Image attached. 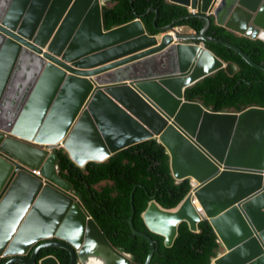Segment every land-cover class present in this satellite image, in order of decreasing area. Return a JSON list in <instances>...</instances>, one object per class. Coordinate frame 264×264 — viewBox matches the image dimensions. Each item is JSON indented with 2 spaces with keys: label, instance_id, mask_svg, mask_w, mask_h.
<instances>
[{
  "label": "water",
  "instance_id": "obj_1",
  "mask_svg": "<svg viewBox=\"0 0 264 264\" xmlns=\"http://www.w3.org/2000/svg\"><path fill=\"white\" fill-rule=\"evenodd\" d=\"M108 1L0 0V259L60 264L39 260L55 248L70 264H132L60 177L56 151L85 169L156 139L175 180H191L193 189L174 211L152 203L148 230L172 248L181 224L197 233L208 221L222 249L212 264H264V108L213 112L185 98L225 67L207 43L264 73L209 34L213 20L264 41V0H168L207 24L186 32L179 18L157 35L140 19L105 30ZM131 205L129 225L150 244L151 264L156 243L135 229L133 195Z\"/></svg>",
  "mask_w": 264,
  "mask_h": 264
},
{
  "label": "trees",
  "instance_id": "obj_2",
  "mask_svg": "<svg viewBox=\"0 0 264 264\" xmlns=\"http://www.w3.org/2000/svg\"><path fill=\"white\" fill-rule=\"evenodd\" d=\"M187 7L168 0H109L103 7L105 30H111L140 19L150 35L160 33L183 18L178 27L196 32L207 21L203 17L186 18ZM156 22V23H155ZM209 34L239 47L252 61L264 67V41L237 35L212 20ZM207 48L225 63V67L200 80L186 90L187 101L199 102L213 112H242L249 107L264 108V73L249 65L236 51L218 43ZM60 177L73 186V191L98 224L112 246L132 257V264H146L150 244L137 237L134 226L156 243L151 264H212L222 252L218 239L208 221L199 224L194 233L186 223L179 227L172 248L165 239L152 234L143 219L152 203L167 211L176 210L192 192L191 180L177 182L171 171V159L165 147L153 139L113 156L105 163H90L79 168L63 150H57ZM56 258L60 264H70V255L60 249L42 252L39 260ZM9 259L0 260L5 264Z\"/></svg>",
  "mask_w": 264,
  "mask_h": 264
},
{
  "label": "built area",
  "instance_id": "obj_3",
  "mask_svg": "<svg viewBox=\"0 0 264 264\" xmlns=\"http://www.w3.org/2000/svg\"><path fill=\"white\" fill-rule=\"evenodd\" d=\"M190 12H191V13H196L195 10H190ZM178 29H179V30H183L184 28H183V27H178ZM60 149H63V148H60ZM60 149H59V150H60ZM34 173H35V175L40 176V173H39V172H34ZM195 206L199 207L198 204H196Z\"/></svg>",
  "mask_w": 264,
  "mask_h": 264
},
{
  "label": "flooded vegetation",
  "instance_id": "obj_4",
  "mask_svg": "<svg viewBox=\"0 0 264 264\" xmlns=\"http://www.w3.org/2000/svg\"><path fill=\"white\" fill-rule=\"evenodd\" d=\"M43 243H44V242H42L41 244H43ZM49 249H53V248H49ZM49 249H46V250H49ZM54 249H55V248H54ZM43 251H45V250H43ZM43 251H42V252H43ZM42 252H41V254H42ZM41 254H40V255H41ZM28 258H29V257H28ZM0 260H2V259H0ZM3 260H4V259H3Z\"/></svg>",
  "mask_w": 264,
  "mask_h": 264
},
{
  "label": "crops",
  "instance_id": "obj_5",
  "mask_svg": "<svg viewBox=\"0 0 264 264\" xmlns=\"http://www.w3.org/2000/svg\"><path fill=\"white\" fill-rule=\"evenodd\" d=\"M106 3H107V2H106ZM105 5H106V4H105ZM184 30H186V29H184ZM188 31L191 32V30L187 29L186 32H188Z\"/></svg>",
  "mask_w": 264,
  "mask_h": 264
}]
</instances>
